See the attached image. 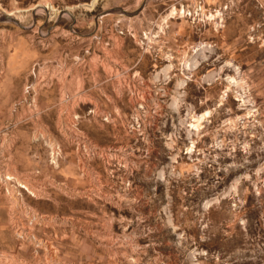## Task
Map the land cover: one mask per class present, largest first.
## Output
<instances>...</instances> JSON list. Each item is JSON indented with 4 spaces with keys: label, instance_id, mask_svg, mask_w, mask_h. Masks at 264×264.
Wrapping results in <instances>:
<instances>
[{
    "label": "rangeland",
    "instance_id": "374dc122",
    "mask_svg": "<svg viewBox=\"0 0 264 264\" xmlns=\"http://www.w3.org/2000/svg\"><path fill=\"white\" fill-rule=\"evenodd\" d=\"M96 2L0 0L1 70L25 36L42 53L10 102L0 88V173L22 189L0 184V264H264V0ZM118 20L137 39L106 48ZM22 128L46 178L19 161Z\"/></svg>",
    "mask_w": 264,
    "mask_h": 264
},
{
    "label": "crops",
    "instance_id": "0c3cea01",
    "mask_svg": "<svg viewBox=\"0 0 264 264\" xmlns=\"http://www.w3.org/2000/svg\"><path fill=\"white\" fill-rule=\"evenodd\" d=\"M121 5L122 2H120ZM119 4V5H120ZM29 37L31 36H25L24 40L20 42L19 46L16 47L17 49V55L18 58L16 59V62H8L7 66L4 65V76L5 79L0 83V88L4 90L2 91L4 95L5 101H11L15 95L14 88L19 87L24 81L28 80V76H31V72L34 67H32V63L40 56L42 55L41 52L38 50H34L31 41L29 40ZM97 83V81H94V83ZM99 83L102 82L98 81ZM25 83V82H24ZM95 83V84H96ZM60 85H57L59 88ZM60 92V91H58ZM107 98V96H104ZM40 107L43 108L46 112L45 115H43V124L45 126H50V120L57 119V116L59 115V104H61L62 96L61 94L57 93L56 95L52 93V91H45L42 92L40 95ZM98 100H102L103 98L98 97ZM49 101H51V104L56 105H49ZM103 105L107 104L105 100H103ZM101 102V101H100ZM45 103V105H44ZM52 111H54L52 113ZM20 137H21V145L18 149V158L19 161L22 163L23 167H25L26 170L31 169H37L40 171V179L46 178L48 174V165L46 163V151L43 150L41 145H37L32 147L31 145V135L28 128H22L20 130ZM72 145L68 143V147L66 150H68L70 153H68L67 158H72V160H68L67 167H63L62 169V175L64 177H67L68 180L71 179L74 182L75 177V168H74V161H73V155L71 153L74 152V149H72ZM33 154H32V153ZM33 156L39 157L38 161L37 159L34 161H26V158Z\"/></svg>",
    "mask_w": 264,
    "mask_h": 264
},
{
    "label": "built area",
    "instance_id": "2783aa9c",
    "mask_svg": "<svg viewBox=\"0 0 264 264\" xmlns=\"http://www.w3.org/2000/svg\"><path fill=\"white\" fill-rule=\"evenodd\" d=\"M203 1H200V3H199V9L202 11V9H203ZM151 32H153V31H146V32H143L142 33V35H141V37H139V38H141V43H143L146 47H147V51L149 52V53H151V50L153 49V51L156 53L157 52V48H154L155 46H154V44H155V42L156 41H158V40H160V39H163L160 35H157V34H154V33H151ZM114 36H116V37H120V38H123V39H133V40H136L137 39V32L135 31V29L132 27V24H125V25H123L122 26V21L121 20H118L116 23H115V25H114V27H112V26H110V27H107V29L105 30V37H104V39H103V43H104V46L106 47V48H112V44H113V37ZM165 36V35H164ZM168 41L169 40H164V45L165 44H168ZM4 74V71L3 70H1V67H0V75H3ZM106 81H102L101 82V84H99V87L100 86H102V84L103 83H105ZM31 90L29 89V92H30ZM16 106H17V104H16ZM90 113H93V111H90ZM107 117H110V115H108ZM105 121H107V118H105ZM12 126L14 125V123H10ZM10 125V126H11ZM6 129H8L9 130V127H6ZM7 132L8 131H2V132H0V136L1 135H4V134H7ZM4 136H6V135H4ZM2 138V137H1ZM1 138H0V163L4 160V159H6V156H8V155H6V152L4 153V151H5V148H4V146L3 145H1ZM53 147H54V152H56V153H58L59 155L57 156V159L59 160V162H60V159L62 158V148H61V146L60 145H54L53 144ZM13 149H14V144H13ZM12 149V150H13ZM9 154V153H8ZM2 157H5L4 159H2ZM51 161H52V152H51V155H49V163L52 165V166H54V164H52L51 163ZM8 172H6V170H3L1 173H0V184L1 185H3V187H4V191H5V194L7 195V188H8V186H7V183L5 182L6 180H5V178H7L6 177V175H9V174H7ZM11 176H14V175H11ZM8 182H10L11 184H10V187H11V189L13 188V187H17L16 188V190H19L20 189V191L22 190L19 186H18V184L16 183V181H8ZM24 191V190H23ZM8 196V195H7ZM17 196H19V197H22V195L19 193V194H17Z\"/></svg>",
    "mask_w": 264,
    "mask_h": 264
},
{
    "label": "bare ground",
    "instance_id": "6f19581e",
    "mask_svg": "<svg viewBox=\"0 0 264 264\" xmlns=\"http://www.w3.org/2000/svg\"><path fill=\"white\" fill-rule=\"evenodd\" d=\"M96 1H97V0H94V4L97 3ZM44 6H45V8H47V9H49V10H51V9L53 8L52 5H48V4H47V5L44 4ZM38 11L43 12L44 10L39 9ZM3 12H5V10H4ZM20 13H21V12H20ZM183 13H184V11H183L181 14H183ZM7 14H8V13H7ZM9 15H10V16H12V15L14 16L15 14H14V13H9ZM173 15H174V12H173ZM169 17H170V16H169ZM25 18H26L25 15H20V16L18 17V19H22V20H24ZM171 18H172V15H171ZM166 21H167V19H165V22H166ZM54 156H55V155H54ZM55 157H56V156H55ZM9 177H11V176H9ZM9 177L6 178L8 181H9V179H10ZM10 180H11V179H10ZM12 180H13V179H12ZM6 183H7V182H6ZM7 185H8V184H7Z\"/></svg>",
    "mask_w": 264,
    "mask_h": 264
},
{
    "label": "water",
    "instance_id": "95a60500",
    "mask_svg": "<svg viewBox=\"0 0 264 264\" xmlns=\"http://www.w3.org/2000/svg\"><path fill=\"white\" fill-rule=\"evenodd\" d=\"M110 12H119V13H121V14L131 15V14H129L124 8H119V7L110 10ZM4 13H5V15H6L7 17H11V16L8 15L6 12H4ZM138 13H139V12H138ZM138 13H137V14H138ZM12 19H13V18H12ZM13 20H15V19H13ZM15 21H16V20H15Z\"/></svg>",
    "mask_w": 264,
    "mask_h": 264
}]
</instances>
